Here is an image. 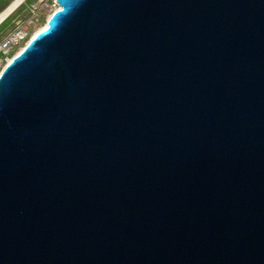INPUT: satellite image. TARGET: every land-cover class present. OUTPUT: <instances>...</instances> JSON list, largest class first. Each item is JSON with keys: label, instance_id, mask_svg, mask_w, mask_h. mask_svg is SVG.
I'll return each instance as SVG.
<instances>
[{"label": "water", "instance_id": "95a60500", "mask_svg": "<svg viewBox=\"0 0 264 264\" xmlns=\"http://www.w3.org/2000/svg\"><path fill=\"white\" fill-rule=\"evenodd\" d=\"M56 2L0 71V264H264V0Z\"/></svg>", "mask_w": 264, "mask_h": 264}, {"label": "rangeland", "instance_id": "374dc122", "mask_svg": "<svg viewBox=\"0 0 264 264\" xmlns=\"http://www.w3.org/2000/svg\"><path fill=\"white\" fill-rule=\"evenodd\" d=\"M12 0H0V12ZM53 0H24L17 6L1 23H0V44L3 39L15 31H25L27 28V36L21 39L15 46H13L8 53L2 52L0 49V71L18 50L23 47L25 43L31 38L35 30L41 24L46 22V9L52 4ZM22 36V35H21Z\"/></svg>", "mask_w": 264, "mask_h": 264}, {"label": "built area", "instance_id": "2783aa9c", "mask_svg": "<svg viewBox=\"0 0 264 264\" xmlns=\"http://www.w3.org/2000/svg\"><path fill=\"white\" fill-rule=\"evenodd\" d=\"M59 7L58 3L56 2V0H53L52 4L45 10L46 11V16L45 19L48 17ZM28 28V27H27ZM27 28L24 31V33L22 34V36H20L18 39H14V35L16 33V31H19L20 29H16L15 31H13L12 33H10L9 35H7L2 43L0 44V49L2 52L8 53L9 50L15 46L21 39H23L24 37L27 36Z\"/></svg>", "mask_w": 264, "mask_h": 264}, {"label": "bare ground", "instance_id": "6f19581e", "mask_svg": "<svg viewBox=\"0 0 264 264\" xmlns=\"http://www.w3.org/2000/svg\"><path fill=\"white\" fill-rule=\"evenodd\" d=\"M21 0H12L1 12H0V23L17 7L18 3ZM9 13V14H8ZM6 16V17H5ZM5 17V18H4ZM47 24V19L46 22H44L43 24L40 25V27H38L35 30V33L38 32L39 30L43 29ZM26 30V29H25ZM33 33V34H35ZM23 34V31L20 32H16L14 35V39H18L21 35ZM22 48V47H21ZM19 47V50L21 49ZM12 58V57H11ZM11 58L8 59L7 63L11 60Z\"/></svg>", "mask_w": 264, "mask_h": 264}]
</instances>
